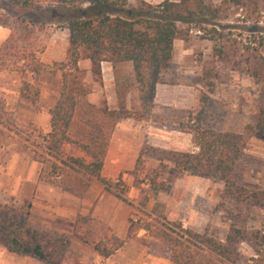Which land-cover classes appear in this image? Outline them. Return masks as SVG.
<instances>
[{"label":"trees","instance_id":"obj_1","mask_svg":"<svg viewBox=\"0 0 264 264\" xmlns=\"http://www.w3.org/2000/svg\"><path fill=\"white\" fill-rule=\"evenodd\" d=\"M14 7L40 10L42 2L37 0H5ZM214 6L205 0H163L151 6L140 2L134 10L125 9L126 0H51L64 11L78 13L75 18L64 24L67 31V43L63 60L54 62L52 67L59 72L58 96L48 110L49 132L41 137V154L33 152L32 160L43 165L50 162L49 177H55L60 169L82 173L104 185L120 202L132 207L119 193L109 190L110 182L100 176L110 136L121 121L132 117L129 110H108L105 104L97 107L83 98L88 91L79 84V51L90 62L92 74L100 77L99 63L110 64L114 80V92L119 99L129 90L137 92L141 113L147 118L153 106L156 85L164 84V74L171 67L172 44L178 40L189 39L192 29L202 32L201 39L212 42V61L219 64L226 58V49L222 43L221 32L214 28L204 29L202 25H213L216 20H225L236 9L248 7L254 9L256 0H219ZM82 5H86L84 8ZM248 48H244L247 53ZM23 55V54H21ZM246 71L254 81H260L264 75V60L258 59L251 65L249 57L244 56ZM19 58H23L20 56ZM28 61V60H26ZM130 66V73L123 66ZM201 67L203 87L211 91L210 81L217 75L216 69ZM37 73V69H34ZM200 93L196 111L177 123L176 130L191 135V152H174L156 148L148 150L166 171L163 184L151 188L150 194L168 192L173 180L180 175L201 179L216 180L221 183L216 210L226 214L227 231L222 241L182 229L179 223L167 222L159 212V206L153 205L150 214L154 225L127 220L123 239L109 236L93 245V250L107 258L120 249L125 240L132 238L138 231L169 243L168 259L173 264H196L200 253L207 251L215 259L234 262L238 257L239 244H246L254 252L263 242L256 230H248L239 224L236 215L226 208L227 204H241L249 200L258 201L264 193L250 191L239 185L234 179L237 161L249 138L264 141V100H260L256 109L253 125L246 126L241 133L219 132L203 128L201 124L208 94ZM264 93V90H263ZM19 96L27 100H36L37 86L21 82ZM0 114H2L0 112ZM23 141L24 138H20ZM66 143L80 148L90 159L66 157L61 159L59 147ZM25 152V146L17 149ZM142 151L138 153V157ZM148 195H144L138 208L145 209ZM15 203V202H14ZM0 204V246L8 253L25 255L44 264H59L65 248L61 238L47 232L26 229V217L30 204ZM224 217V216H222Z\"/></svg>","mask_w":264,"mask_h":264},{"label":"rangeland","instance_id":"obj_2","mask_svg":"<svg viewBox=\"0 0 264 264\" xmlns=\"http://www.w3.org/2000/svg\"><path fill=\"white\" fill-rule=\"evenodd\" d=\"M37 1L42 2L43 7L40 10L14 7L5 0H0V87L6 85L8 91H14L16 84L20 88L21 82H28L38 88L44 82L54 84V75L58 72L53 69L52 64L65 51L67 43V31L63 26L69 19L79 15L64 11L50 3L51 0ZM161 1L163 0H126L125 9L134 10L140 2L154 6ZM168 1L177 2L178 0ZM205 2L214 6L220 5L219 0H205ZM85 6L82 5L83 8ZM212 24H204L202 28L212 27L221 32L224 37L222 43L227 53L226 58L219 64L215 65L212 61V42L201 39L202 32L196 29H192L189 39L179 43V46L182 44L183 47L190 49L189 61H192L188 63L192 67V69L188 67L192 70L190 82L192 85L199 86L200 89L194 86L198 96L200 93L211 92L208 94L211 99L207 101L201 119L203 128L241 133L246 126L253 125L257 106L260 100H264V75L260 81H254L246 71L244 63V56L247 55L252 56L249 57L251 65L258 59L264 60V0H256L254 9L232 7V14L227 19L216 20ZM244 48H248L247 53ZM175 50L178 51L177 45ZM44 51L51 52L48 55L51 59L45 56L43 62H40ZM79 53L85 57L83 51L80 50ZM20 56L23 58H19ZM199 64L216 69L217 75L210 81L211 91L203 87ZM194 66L198 67L197 76H193L194 73L196 74ZM35 68L37 73H34ZM173 73V69H169L164 74L165 83L176 81L187 83V80H181L180 76ZM78 78L79 84L88 91V94L92 89L98 90L99 78L92 74L91 66L90 72L79 71ZM4 94L5 92L0 90V112L2 113L0 114V175L10 155L32 160L33 152L39 156L42 146L41 134L34 133L32 130L22 133L12 124L10 117L4 112L6 103ZM88 94L83 98L85 102ZM99 106L101 103L97 105ZM129 111L133 119L144 118L141 107L139 111ZM186 116H188L187 112H176L163 123L168 129H176L177 123H184ZM21 145L25 146L26 150L18 153L16 149ZM50 162L40 164L38 177L40 180L51 181L49 179ZM57 173L62 175L60 188L77 194L83 192L89 181V178H85L82 173L65 169ZM177 178L171 183L168 192H157L151 195V188L165 182L166 171L159 167L158 162L148 150H142V154L132 167L120 172L113 180H106L110 182L111 192L119 193L121 197L134 204L132 207L124 204L129 211L128 219L131 217L133 221L154 225V216L150 214V211L153 205L157 204L165 221L179 223L182 229L198 234L205 233L210 238L222 241L227 231L226 214L215 208L221 183L216 180L194 178L185 184L177 181L175 187H172ZM234 179L250 191L264 193V141L253 137L247 140L242 155L237 161ZM144 195H148V201L145 209H141L137 206ZM23 204H29V202L23 201ZM226 208L236 215V219L243 228L258 231L263 237V242L256 247L255 252L246 244H239L238 257L234 262L215 259L212 254L204 251L198 255L196 264H264V198L241 204H227ZM89 218L88 216L86 222L87 231L94 228ZM26 229L30 228L26 227ZM42 231L64 241L65 248L59 264H103L105 262L93 250V246L88 241L90 237L86 238L85 245H79L74 237L71 236L70 239L63 232ZM124 236L125 232L119 239H123ZM124 248L125 251L120 250L124 252L122 255H118L116 259H110L112 264H173L168 259L169 243L150 237L144 231H138L132 238L125 240ZM32 262L44 264L35 259Z\"/></svg>","mask_w":264,"mask_h":264},{"label":"crops","instance_id":"obj_3","mask_svg":"<svg viewBox=\"0 0 264 264\" xmlns=\"http://www.w3.org/2000/svg\"><path fill=\"white\" fill-rule=\"evenodd\" d=\"M179 43L181 41L176 40L172 44L170 69H173V74L180 76L181 80H187V83L176 81L156 85L153 106L147 118L138 120L128 118L116 124L110 136L100 171L102 178L113 180L120 172L132 167L138 153L144 148L174 152H191L194 150L190 133L173 128L168 129L163 123L176 112H187L192 115L198 105V91L194 86L200 88L190 82L192 70L188 69V67L192 69L191 65L188 64L192 62L189 61L191 52L182 44L179 46ZM176 45L178 51L175 50ZM50 54L51 52L44 51L40 62H43L44 57H48ZM177 56H179L178 60H176ZM63 57L64 52L54 62L62 61ZM77 67L79 71L90 72V62L81 55ZM123 69L130 73L129 65L123 66ZM194 71L196 74L194 73L193 76H197V66H194ZM58 73L54 75V84L44 82L39 88L37 87L38 96L36 100L21 98L17 84L14 91H8L6 85L0 87V90L5 92L3 95L6 99L4 112L10 117L12 124L22 133L32 130L34 133L45 136L49 132L48 110L58 96L60 76ZM99 75L98 90L92 89L86 97V102L94 106L104 103L108 110L139 111L140 105L136 91L129 90L121 99L116 97L112 69L109 63H99ZM210 99L208 96V101ZM59 151L61 159L73 157L82 159L85 163L90 161L86 154L76 146L63 143L60 145ZM40 166L38 162L12 154L8 157L0 175V189L2 191L0 203H14L13 200H18L15 202L16 204L23 203V201L29 202L30 208L25 221L26 227L35 230L63 232L70 239L71 236L74 237L79 245H85L86 238L89 237L88 241L93 246L99 240L109 236L118 239L123 236L127 228L129 211L125 206L126 204L120 203L111 193L104 190V185L84 174L85 178H89L88 184L81 194H77L60 188L59 185L62 184V175L60 176V174L49 177L52 182L40 180L38 178ZM194 178L196 179V177L184 174L174 181L172 187H175L177 181L185 184ZM129 203L131 204V202ZM88 216L94 225L91 231L86 230ZM124 244L109 257L101 258L105 261L103 264L111 263L112 259L122 255L124 252L120 250L125 251ZM33 260L25 255L8 253L0 246V264H33Z\"/></svg>","mask_w":264,"mask_h":264}]
</instances>
